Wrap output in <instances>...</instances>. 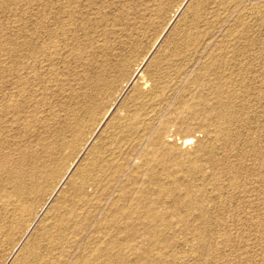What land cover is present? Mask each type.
Masks as SVG:
<instances>
[{"label": "rangeland", "instance_id": "1", "mask_svg": "<svg viewBox=\"0 0 264 264\" xmlns=\"http://www.w3.org/2000/svg\"><path fill=\"white\" fill-rule=\"evenodd\" d=\"M49 1L0 0V264H264V0Z\"/></svg>", "mask_w": 264, "mask_h": 264}, {"label": "bare ground", "instance_id": "2", "mask_svg": "<svg viewBox=\"0 0 264 264\" xmlns=\"http://www.w3.org/2000/svg\"><path fill=\"white\" fill-rule=\"evenodd\" d=\"M51 1V0H50ZM49 1V2H50ZM68 1V0H67ZM73 1V0H72ZM76 1V0H75ZM87 1V0H86ZM102 1V0H101ZM48 2V1H47ZM62 2V1H61ZM63 2H65V0L63 1ZM93 2V1H92ZM88 4V3H87ZM86 4V5H87ZM64 5V4H63ZM89 5H91L90 4V2H89ZM95 5V4H94ZM83 6V5H82ZM77 7V6H76ZM84 7V6H83ZM98 7V6H97ZM67 8V7H66ZM79 8V7H78ZM63 9H64V7H63ZM77 9V8H76ZM50 10V9H49ZM69 10V9H68ZM44 11V10H43ZM56 11V10H55ZM63 11V10H62ZM66 11V10H65ZM64 11V12H65ZM60 12V11H59ZM71 12V11H70ZM78 13V12H77ZM62 14V13H61ZM68 14V13H67ZM44 16H46V15H44ZM43 17V16H42ZM65 17V16H64ZM44 18V17H43ZM49 18V17H48ZM61 18V17H60ZM45 19V18H44ZM43 20V19H42ZM62 20V19H61ZM88 20V19H87ZM64 21V20H63ZM67 21V20H66ZM73 21V20H72ZM80 21V20H79ZM43 22V21H42ZM53 22V21H52ZM44 23H46V22H44ZM68 23V22H67ZM81 23V22H80ZM43 24V23H42ZM66 24V23H65ZM69 24H71V23H69ZM55 25V24H54ZM53 25V26H54ZM83 25V24H82ZM80 26H81V24H80ZM50 27V26H49ZM57 27H59V26H57ZM63 27V26H62ZM61 27V28H62ZM82 27V26H81ZM43 28V27H42ZM45 28V27H44ZM44 28H43V30H44ZM52 29H53V27H51ZM50 28V29H51ZM56 28V27H55ZM80 28V27H79ZM48 29V28H47ZM46 29V30H47ZM72 29V28H71ZM75 29V28H74ZM42 30V31H43ZM56 30V29H55ZM50 32L52 31V30H49ZM48 31V32H49ZM55 32V31H54ZM55 34V33H54ZM58 34H60V33H58ZM62 34V33H61ZM73 34V33H72ZM56 35H57V33H56ZM64 36H66V35H64ZM69 36V35H68ZM76 36H77V34H76ZM49 37V36H48ZM47 37V38H48ZM52 37V36H51ZM54 37V36H53ZM56 38V37H55ZM60 39H61V37H59ZM71 38H72V36H71ZM77 38V37H76ZM53 40L54 38H50V40ZM64 39V38H63ZM55 40V39H54ZM65 40V39H64ZM59 41V40H58ZM41 42V41H40ZM53 42V41H52ZM60 42V41H59ZM66 42V41H65ZM68 42V41H67ZM45 43H46V41H45ZM44 43V44H45ZM54 43V42H53ZM57 43V42H56ZM42 45H43V43H41ZM50 44V43H49ZM69 44V43H68ZM48 45V44H47ZM47 45H44V46H47ZM51 45H52V43H51ZM57 45H58V43H57ZM71 45V44H70ZM49 46V45H48ZM68 46V45H67ZM72 46V45H71ZM6 47V46H5ZM51 47V46H50ZM53 47H54V45H53ZM53 47L51 48V49H53ZM57 47V46H56ZM60 47V46H59ZM59 47H57L58 49H60ZM62 47H63V45H62ZM61 47V48H62ZM66 47V46H65ZM9 48V47H8ZM12 48V47H11ZM42 48V47H41ZM44 48V47H43ZM70 48V47H69ZM45 49H47V47L45 48ZM49 49V48H48ZM50 49V52L52 51H55L54 49L53 50H51ZM71 49V48H70ZM10 50V49H9ZM22 50V49H21ZM40 50V49H39ZM43 50V49H42ZM57 50V49H56ZM63 50H65V49H63ZM67 50H68V47H67ZM6 51V50H5ZM45 51H47V50H45ZM70 51H72V50H70ZM69 51V52H70ZM13 52H15V51H13ZM41 52V51H40ZM40 52H39V54H40ZM57 52H59L58 50H57ZM56 52V53H57ZM61 52V51H60ZM64 52V51H63ZM10 53V52H9ZM49 53V52H48ZM55 53V52H54ZM14 54V53H13ZM52 54V53H51ZM68 54H70V53H68ZM9 55V54H8ZM42 55V54H41ZM44 55H45V53H44ZM44 55H43V57H44ZM47 55V54H46ZM65 55V54H64ZM71 55H73V54H71ZM48 56V55H47ZM46 56V57H47ZM53 56V55H52ZM59 56V55H58ZM61 56H62V52H61ZM11 57V56H10ZM49 57H51V55H50V53H49ZM53 57H55V56H53ZM63 57V56H62ZM66 57H68V55H66ZM8 58V57H7ZM60 58V57H59ZM72 58V57H71ZM43 59H45V57L43 58ZM46 59H48V60H50L49 58H46ZM53 59V58H52ZM51 59V60H52ZM62 59V58H61ZM64 59H65V57H64ZM67 59V58H66ZM25 60V59H24ZM8 61V60H7ZM22 61V60H21ZM30 61V60H29ZM33 61V60H32ZM54 61V60H53ZM14 62V61H13ZM42 62H45V61H41V63ZM52 62V61H51ZM7 63V62H6ZM8 63H10V62H8ZM19 63V62H18ZM17 63V64H18ZM29 63V62H28ZM48 63H50V62H47V64ZM34 64V63H33ZM33 64H31V66L33 65ZM54 64V63H53ZM26 65H27V63H26ZM43 65V64H42ZM41 65V66H42ZM22 66V65H21ZM34 66V65H33ZM40 67V66H39ZM23 69V68H22ZM27 69H29V68H27ZM33 69V68H32ZM38 69V68H37ZM53 70V69H52ZM32 71V70H31ZM15 72V71H14ZM20 72V71H19ZM28 72V71H27ZM38 72V71H37ZM31 74H32V72H30ZM53 73V72H52ZM30 74V75H31ZM28 75V74H27ZM41 75V74H40ZM39 75V76H40ZM35 76V75H34ZM23 77V76H22ZM26 77V76H25ZM25 77H23V78H25ZM45 77H46V75H45ZM41 78V77H40ZM15 79L17 80V78L15 77ZM23 80H25V79H23ZM14 82H15V80H13ZM22 82V81H21ZM13 85V84H12ZM19 86V85H18ZM26 86V85H25ZM19 87H22V86H19ZM33 87V86H32ZM22 89V88H21ZM20 93V92H19ZM18 93V94H19ZM21 95V94H20ZM19 95V96H20ZM24 95V94H23ZM26 95V94H25ZM30 95V94H29ZM11 97V96H10ZM12 97H13V94H12ZM11 97V98H12ZM17 97H18V95H17ZM26 97V96H25ZM29 97H31V95L29 96ZM11 98H9V99H11ZM22 98H24V97H22ZM27 98H28V96H27ZM32 98V97H31ZM14 99H16V98H14ZM26 99V98H25ZM12 102V101H11ZM18 102V101H17ZM16 102V103H17ZM2 103V102H1ZM1 103H0V105H1ZM6 103V102H5ZM16 103L15 104H13V105H11L10 104V106H12L13 108L14 107H16ZM27 104V103H26ZM29 104H31V103H29ZM6 105V104H5ZM18 106H19V104H17ZM1 106H3V105H1ZM9 106V105H8ZM17 106V107H18ZM24 106V105H23ZM6 107V106H5ZM28 107L29 106H27L26 108L28 109ZM1 108V107H0ZM24 108V107H23ZM4 109V108H3ZM20 109H21V107H20ZM7 110H8V108H7ZM16 110V109H15ZM28 112V111H27ZM12 113V112H11ZM18 113V112H17ZM17 115V114H16ZM1 117V116H0ZM22 117V116H21ZM12 118H14V117H12ZM5 119V118H4ZM10 121V120H9ZM219 125V124H218ZM220 128V127H219ZM216 134V133H215ZM191 139V137L190 136H185V137H183V139H182V142L183 143H187V142H189V140ZM192 140V139H191ZM189 144H190V142H189ZM188 144V145H189ZM191 146V145H190ZM195 149V148H194ZM196 150H198L199 151V149H196ZM195 151V150H194ZM194 153V152H193ZM188 154V153H187ZM190 154V153H189ZM194 156H195V154H194ZM193 156V157H194ZM192 157V156H191ZM187 159V158H186ZM187 160H189V159H187ZM192 160V159H191ZM190 161V160H189ZM192 162V161H191ZM188 163H190V162H188ZM187 163V164H188ZM1 164V163H0ZM231 164H233V163H231ZM190 166V168H194L195 170H196V168H199L200 167V165H199V167L197 166V164H194V162L191 164L190 163V165H188V167ZM197 166V167H196ZM187 167V168H188ZM186 168V169H187ZM201 168V167H200ZM50 169H52V168H50ZM193 171V170H192ZM187 172H188V170H187ZM154 173V172H153ZM39 174V173H38ZM50 174V173H49ZM38 176V177H37ZM151 176V175H150ZM36 178H37V181L36 182H34V184H32V185H27V184H23L22 186H21V188H19V190L23 193V194H25L26 195V199H24V201H26V204L24 205V203L22 204V205H19L18 207H16V210H17V213H16V217H18V219H19V216L20 217H22L23 216V214H25V212H27L28 211V208H29V205L27 204V203H31L32 201H33V199H34V197H36L37 195H39L40 194V192H41V190H44V189H42V186L40 185V184H42V183H44V181H45V178H44V174H39V175H36ZM209 178V177H208ZM40 181H41V183H40ZM31 182V181H30ZM45 183H46V181H45ZM14 187H16V186H14ZM162 187V186H161ZM193 187V186H192ZM196 187V186H195ZM14 189V188H13ZM17 189V188H16ZM190 189V188H189ZM228 189V188H227ZM162 190V189H161ZM168 190V189H167ZM191 190V189H190ZM189 190V191H190ZM193 190H194V188H193ZM17 191V190H16ZM135 191V190H134ZM165 191V190H164ZM197 191V190H196ZM138 192V191H137ZM136 192V193H137ZM187 192V191H186ZM191 192V191H190ZM195 192V191H194ZM200 192V191H199ZM169 193H170V191H169ZM184 193V192H183ZM219 193V192H218ZM248 193V192H247ZM185 194V193H184ZM188 194H189V192H188ZM193 194H195V193H193ZM18 196H20V195H18ZM183 196V195H182ZM15 198V197H14ZM140 198V197H139ZM187 198V197H186ZM200 198V197H199ZM225 198V197H224ZM21 199V198H20ZM43 199V198H42ZM138 199V198H137ZM190 199V198H189ZM181 200H183L182 199V197H181ZM138 201V200H137ZM184 202H186L185 200H183ZM189 201V200H188ZM188 201L186 202L187 204H188ZM191 201H192V199H191ZM12 202V201H11ZM145 202V201H144ZM174 202V201H173ZM197 202V201H196ZM200 202V201H199ZM21 203V202H20ZM221 203V202H220ZM190 204V203H189ZM194 204V203H193ZM134 205V204H133ZM136 205V204H135ZM141 205V204H140ZM139 205V206H140ZM127 207V206H126ZM195 207V206H194ZM149 208V207H148ZM150 210H151V208H149ZM133 210H134V208H133ZM153 210V209H152ZM151 210V211H152ZM31 211V210H30ZM29 211V212H30ZM154 211H156V210H154ZM165 211V210H164ZM157 212V211H156ZM155 212H153V214H154ZM31 214V213H30ZM147 214H152V212L151 213H147ZM163 214V213H162ZM171 214V213H170ZM183 214V213H182ZM27 215V214H26ZM184 215V214H183ZM190 215V214H189ZM147 216V215H146ZM170 216V215H169ZM180 216H181V214H180ZM179 216V217H180ZM152 217L153 216H151L150 215V217H149V219H152ZM158 217V216H157ZM77 218V217H76ZM137 218V217H136ZM145 218V217H144ZM154 218V217H153ZM161 218H163V216L161 215ZM176 218V217H175ZM184 218V217H183ZM186 218V217H185ZM49 219V218H48ZM63 219V218H62ZM78 219V218H77ZM138 219V218H137ZM155 219V218H154ZM169 219H171V218H169ZM147 220V219H146ZM156 220V219H155ZM158 220V219H157ZM161 220V219H160ZM168 220V219H167ZM162 221V220H161ZM178 221V220H177ZM159 222V221H158ZM179 222V221H178ZM12 223V222H11ZM165 223V222H164ZM184 224V223H183ZM114 226V225H113ZM146 226V225H145ZM166 226V225H165ZM13 227V226H12ZM156 227V226H155ZM61 230V229H60ZM262 230H264V229H262ZM159 233V232H158ZM153 235V234H152ZM154 236V235H153ZM52 238V237H51ZM56 243V242H55ZM163 255V254H162ZM55 257V256H54ZM155 257H158V256H155ZM159 258V257H158ZM39 259V258H38ZM154 259V258H153ZM54 261V260H53ZM109 261V260H108ZM156 261V260H155ZM141 263V262H140ZM144 263V262H143ZM139 264V263H138Z\"/></svg>", "mask_w": 264, "mask_h": 264}]
</instances>
